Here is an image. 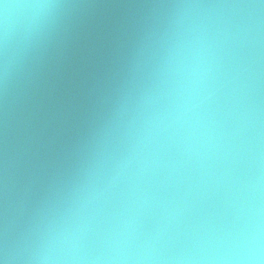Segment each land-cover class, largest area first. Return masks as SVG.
Returning a JSON list of instances; mask_svg holds the SVG:
<instances>
[{
	"label": "clouds",
	"instance_id": "9594fccd",
	"mask_svg": "<svg viewBox=\"0 0 264 264\" xmlns=\"http://www.w3.org/2000/svg\"><path fill=\"white\" fill-rule=\"evenodd\" d=\"M149 70L81 178L0 264H264V0L172 6ZM0 16L5 61L18 25Z\"/></svg>",
	"mask_w": 264,
	"mask_h": 264
},
{
	"label": "water",
	"instance_id": "95a60500",
	"mask_svg": "<svg viewBox=\"0 0 264 264\" xmlns=\"http://www.w3.org/2000/svg\"><path fill=\"white\" fill-rule=\"evenodd\" d=\"M19 0H0L4 6ZM0 45V236L26 227L83 175L149 70L184 0H51ZM216 2V0H204Z\"/></svg>",
	"mask_w": 264,
	"mask_h": 264
}]
</instances>
